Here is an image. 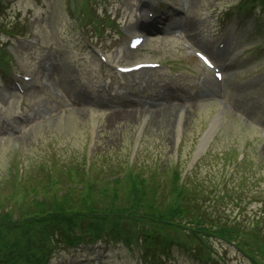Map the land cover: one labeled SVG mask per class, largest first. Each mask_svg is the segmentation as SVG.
<instances>
[{
  "label": "rangeland",
  "instance_id": "374dc122",
  "mask_svg": "<svg viewBox=\"0 0 264 264\" xmlns=\"http://www.w3.org/2000/svg\"><path fill=\"white\" fill-rule=\"evenodd\" d=\"M158 1L2 4L0 210L62 193L94 162L114 174L134 161L147 170L158 167L155 177L167 186L158 197L166 201L172 198V166H178L185 183L204 194L202 217L238 229L250 242L243 248L264 262V11L254 4L238 13L242 0ZM184 4L183 38L150 29L142 48L126 50L131 36L144 34L157 18L176 23ZM145 15L151 23L139 22ZM226 32L233 43L218 52ZM187 45L212 54L224 68L223 80ZM6 49L11 55L4 60ZM144 61L161 66L127 75L116 70ZM218 116L221 125L199 151ZM179 236L182 241L166 254L154 252L160 264H255L234 239L217 237L207 239L213 261L204 263L195 253L201 243L192 244L191 252L187 231ZM131 248L105 237L68 249L62 244L47 264H152L143 260L145 251L138 257L137 244Z\"/></svg>",
  "mask_w": 264,
  "mask_h": 264
},
{
  "label": "trees",
  "instance_id": "16d2710c",
  "mask_svg": "<svg viewBox=\"0 0 264 264\" xmlns=\"http://www.w3.org/2000/svg\"><path fill=\"white\" fill-rule=\"evenodd\" d=\"M5 1L0 0V8ZM254 4L264 11V0H243L239 9L244 11ZM5 51L4 60L10 55ZM130 164L114 174L113 170L99 169L94 162L83 170L77 185L72 181L62 193H44L7 211L0 210V264H47L62 244L68 249L104 237L108 242H123L130 250L133 243L137 244L142 253L146 252L142 254L143 260L160 264L154 252L166 254L173 242L182 241L179 234L184 230L189 234L186 249L195 252L192 244L204 245L205 254L199 248L201 244L195 252L204 263L213 259L207 239L217 237L234 239V244L255 264H264L254 252L243 248L250 242L244 235L239 236L238 229L210 223L202 217L204 194L192 190L182 180L178 166H172V198L165 201L158 197L160 188L167 187L155 177L158 167L147 170L148 166L135 161L134 166ZM191 214L199 217L186 221ZM260 243L264 253V238Z\"/></svg>",
  "mask_w": 264,
  "mask_h": 264
},
{
  "label": "snow or ice",
  "instance_id": "6c2138e0",
  "mask_svg": "<svg viewBox=\"0 0 264 264\" xmlns=\"http://www.w3.org/2000/svg\"><path fill=\"white\" fill-rule=\"evenodd\" d=\"M205 61H207L209 64H211V61L208 60L207 57H204ZM217 75H219V73H217Z\"/></svg>",
  "mask_w": 264,
  "mask_h": 264
},
{
  "label": "bare ground",
  "instance_id": "6f19581e",
  "mask_svg": "<svg viewBox=\"0 0 264 264\" xmlns=\"http://www.w3.org/2000/svg\"><path fill=\"white\" fill-rule=\"evenodd\" d=\"M138 112H139V111H138ZM217 125H218L217 123H214L213 126H212V128L215 129V128L217 127Z\"/></svg>",
  "mask_w": 264,
  "mask_h": 264
}]
</instances>
